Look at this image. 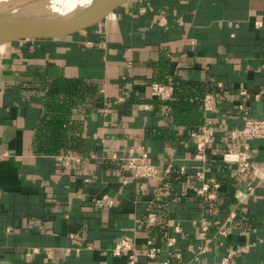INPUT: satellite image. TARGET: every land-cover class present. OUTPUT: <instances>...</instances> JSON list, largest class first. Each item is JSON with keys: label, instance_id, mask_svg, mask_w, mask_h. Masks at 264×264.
Listing matches in <instances>:
<instances>
[{"label": "crops", "instance_id": "obj_1", "mask_svg": "<svg viewBox=\"0 0 264 264\" xmlns=\"http://www.w3.org/2000/svg\"><path fill=\"white\" fill-rule=\"evenodd\" d=\"M172 77L205 85L204 95L223 83L203 110L213 129L205 178L217 177L222 152L241 145L230 136L240 107L264 120V0H124L15 28L0 56V264H128L112 251L124 234L136 239V264H264V180L227 164L228 180L204 200L190 132L150 93ZM58 109L68 162L36 146ZM251 145L264 166V138ZM129 150L146 151L158 176L134 177L113 157ZM168 165L185 172L168 181ZM103 195L113 203L97 206Z\"/></svg>", "mask_w": 264, "mask_h": 264}, {"label": "built area", "instance_id": "obj_2", "mask_svg": "<svg viewBox=\"0 0 264 264\" xmlns=\"http://www.w3.org/2000/svg\"><path fill=\"white\" fill-rule=\"evenodd\" d=\"M216 87L218 91H211L206 93L202 99V108L204 111L211 110L214 107L215 102H219L223 96L222 87L223 83L218 81ZM151 96L159 100H169L173 98V87L171 84L161 83L154 81L150 84ZM245 93V92H243ZM242 110L244 123L242 127L236 128L230 131V136L233 139H238L241 141L239 147L230 146L222 152L220 160L225 164L232 166L234 171L238 174H243L246 172H253L259 180H264V166L257 164L252 159V140L258 138H264V120L258 118H252L248 115L247 110L240 107ZM213 129L203 123L199 129L190 132V139L195 145L194 158L201 161V168L196 170V178H201L202 183L198 188L201 196L204 200L209 201L211 205V200L217 196V192L220 189L221 182L216 176H211L205 178L204 167H206L208 157H207V145L212 139ZM63 158L65 162H68L70 158L69 153H61L58 155ZM123 163V166L134 176L138 178H156L158 176V166L152 161L148 156L146 151H142L140 154H135L133 150H129L128 154L118 157ZM172 165H168L165 169L164 175L170 171ZM180 172H185L183 166L179 167ZM252 188V187H250ZM97 206L111 205L113 199L107 195H103L100 198L94 199ZM230 215L233 217L235 215V210H230ZM156 220V215L154 213H149L147 216V222L152 223ZM200 230L198 236H204L209 228V223L205 218L200 221ZM218 232L224 233V229L218 228ZM148 247L146 253L148 256L152 257L158 250V247L153 245L151 239L147 240ZM198 252H203L206 250V245H198ZM113 254L121 255L126 254L129 258L128 264H136L135 251H136V239L132 235L124 234L117 238L113 246Z\"/></svg>", "mask_w": 264, "mask_h": 264}, {"label": "trees", "instance_id": "obj_3", "mask_svg": "<svg viewBox=\"0 0 264 264\" xmlns=\"http://www.w3.org/2000/svg\"><path fill=\"white\" fill-rule=\"evenodd\" d=\"M164 77V76H163ZM165 83H170L173 87V98L169 100H157L158 103L166 105V111L169 116L173 118V122L177 125H183L188 129L189 132L199 129V127L204 123V111L202 108V99L206 91V87L203 84L197 82H188L179 78L172 77L170 80L163 78ZM54 91L57 88L63 87L64 83L56 82L54 83ZM67 110L58 109V114H51V118L48 119V126L51 130V137L44 140L45 134L37 135L36 146L38 150H45L49 153H59L64 152L71 147L68 135L65 133V125L63 124V117ZM62 116V118L60 117ZM46 121V122H47ZM189 138H190V134ZM216 165L219 168V173H217V179L222 182L228 180L224 173L226 172L227 164L221 160L216 161ZM175 167L170 168V171L165 174L164 178H181L179 171ZM178 173H177V172ZM227 173V172H226ZM225 173V174H226Z\"/></svg>", "mask_w": 264, "mask_h": 264}, {"label": "water", "instance_id": "obj_4", "mask_svg": "<svg viewBox=\"0 0 264 264\" xmlns=\"http://www.w3.org/2000/svg\"><path fill=\"white\" fill-rule=\"evenodd\" d=\"M52 1L54 0H12L0 9V29L12 27V36L15 28L21 24L55 21L84 13H96L124 0H89L84 4L63 9H57Z\"/></svg>", "mask_w": 264, "mask_h": 264}, {"label": "bare ground", "instance_id": "obj_5", "mask_svg": "<svg viewBox=\"0 0 264 264\" xmlns=\"http://www.w3.org/2000/svg\"><path fill=\"white\" fill-rule=\"evenodd\" d=\"M12 0H0V9H2L4 6L9 4ZM89 0H54L52 3L57 9H63L67 8L70 6H78L81 4H84L88 2ZM63 4V5H62ZM51 8V7H50ZM13 28L12 27H7L4 29H0V56L2 54V51L4 49V46L9 39L11 32Z\"/></svg>", "mask_w": 264, "mask_h": 264}]
</instances>
